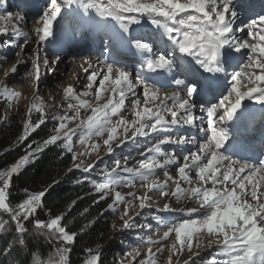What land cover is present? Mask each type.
Segmentation results:
<instances>
[{"label":"rangeland","instance_id":"1","mask_svg":"<svg viewBox=\"0 0 264 264\" xmlns=\"http://www.w3.org/2000/svg\"><path fill=\"white\" fill-rule=\"evenodd\" d=\"M138 1L104 0L96 8L85 0H0V121L15 115L25 136L54 121V139L64 140L71 155L66 171L95 169V188L112 214L106 240L136 239L118 264H264V228H258L264 222L263 159L236 166L215 142L227 137L226 110L246 99L251 107L264 102V7L249 13L242 0H152V16L127 14L126 2L140 15L147 11ZM255 1L256 7L264 3ZM219 29L225 40L235 31L237 37L216 48L231 63L223 57L224 86L206 100L214 106L203 115V106L193 105L202 91L176 68L186 70L180 52L188 47L178 36L205 31L213 38L203 43L211 45ZM136 31L152 34L141 38ZM124 43L131 60L136 52L156 67H170L157 85L141 74V64L113 52ZM129 84L138 86L133 95ZM177 91L183 96L174 99ZM152 95L158 99L149 107ZM220 160L226 169L248 171L236 180L238 189L210 175ZM6 186H0L1 209ZM39 197L20 205V213H33ZM62 220H50L48 228L70 242Z\"/></svg>","mask_w":264,"mask_h":264},{"label":"trees","instance_id":"2","mask_svg":"<svg viewBox=\"0 0 264 264\" xmlns=\"http://www.w3.org/2000/svg\"><path fill=\"white\" fill-rule=\"evenodd\" d=\"M2 107L0 99V112ZM55 135L54 121L43 122L26 136L15 115L0 121V186L7 184V207L0 208V264H118L127 243L136 239L106 240L112 214L95 188L96 171L67 172L71 155ZM37 194L38 206L25 217L20 205ZM59 215L72 235L70 242L48 228Z\"/></svg>","mask_w":264,"mask_h":264},{"label":"bare ground","instance_id":"3","mask_svg":"<svg viewBox=\"0 0 264 264\" xmlns=\"http://www.w3.org/2000/svg\"><path fill=\"white\" fill-rule=\"evenodd\" d=\"M85 1H87V2H89V3H92L93 5H95L96 6V8H98V7H100V5H102L103 4V2H104V0H85ZM150 2H148V0H139L138 1V4L141 6V7H143V8H147V11L146 12H144L143 14H139V13H136L135 11H134V7L133 6H131L129 3H125V7H126V13L127 14H129V15H131V16H143V17H146V16H149V15H151L152 16V14L155 12V9H154V7L152 8V0H149ZM243 2H245V4L246 5H248V6H250L249 8H248V10H249V13H252V12H254V11H256V10H258V8L259 9H261L262 7H264V3H260V5H257V7H256V5H255V3L257 2V1H255V0H242ZM148 2V3H147ZM157 2V1H156ZM186 2V1H185ZM155 4V3H154ZM207 5L209 4V3H206ZM164 8L167 6L166 4H161ZM258 6H261V7H258ZM222 7V6H221ZM167 8H169V7H167ZM169 13L171 14V15H174L175 14V10H170L169 11ZM215 14V13H214ZM155 15V14H154ZM170 15V16H171ZM229 15V14H228ZM214 16V15H213ZM238 15H232V17H230V19H234V18H236V19H238V17H237ZM103 19V18H102ZM190 22H191V25H192V23H193V21L192 20H190ZM129 23H130V25H132V21L130 20L129 21ZM168 24L170 25V26H173V23L171 22V21H168ZM150 26V25H149ZM149 26H144V28L145 29H149V28H146V27H149ZM186 26L187 25H180V28L182 29V31H187V28H186ZM133 28H134V26H132ZM136 30H144L143 29V27H136ZM92 31H94L93 29H92ZM194 31V30H193ZM205 31H201V32H199V31H194V33H198V35L197 36H188L187 34H185V35H182V37L183 38H181V35L180 36H178V39L179 40H182V42L183 43H185L186 44V46H188V47H186V49L183 47V49L181 50V52H180V55L182 56V52H184L185 54H186V56L187 57H189L190 58V60L191 61H193V64H191V65H189V66H196V64H194V62H197V63H199V64H201V65H203L202 63H208L210 60L211 61H213L214 62V64H217V65H221V59H222V57H227V58H229L228 57V53L225 55V56H222V55H220L219 57H218V50L220 49L219 47H221V44H225V46H227V44L226 43H228V44H231V43H233V39H235L236 40V37L237 36H235L236 35V31H235V33H233V35H229L228 36V39L227 40H225V38H224V36H222V30L221 29H219L216 33L215 32H213V35L215 34L216 35V38H217V40L215 39V41H216V43L215 44H211V45H209V43L208 44H206V43H203V42H207L209 39H212L213 37H210L209 38V36H208V34H206V33H208V32H205ZM104 32H102V31H98V36L100 37V35H102ZM184 33H188V32H184ZM152 34V32H150V31H146L145 33H141L140 31L137 33V31H136V36L137 37H148V36H150ZM94 35V34H93ZM93 35L91 34V36H92V38H93ZM212 35V36H213ZM95 36V35H94ZM220 36V38H218ZM135 37V36H134ZM101 38H103V37H101ZM131 37H129V39H130ZM177 39V40H178ZM98 40V39H97ZM111 41H109L110 42V44H116L117 42H119V41H116L115 39H110ZM214 42V41H213ZM215 45H217L216 47H214ZM96 47L97 46H95L94 48L96 49ZM179 48H182L181 46H179ZM216 48H217V51H216ZM110 49H112V47L110 46ZM113 52H115V54H117L118 56H123V61L125 62V60H126V62L127 63H131V62H135V61H137V62H139V56H135V54L133 55V58H134V60H131L130 58H128L129 56L127 55V54H129V51H128V48L126 47V43H124L123 45H121L120 46V48H118V49H115ZM220 53H222V52H220ZM229 55H231V54H229ZM234 58H233V60H235V59H237L236 57H239V53L238 54H236V56H233ZM76 60V59H75ZM75 60H73V61H75ZM143 60H146V61H148V63L150 62V60L149 59H143ZM186 60V59H185ZM188 61V60H187ZM229 62L231 63V61H230V58H229ZM192 63V62H191ZM177 69H180V70H182L183 72H187V70H185L183 67H180L179 65H177V67H176ZM222 68V67H221ZM111 69V68H110ZM117 69V68H116ZM170 69V67L168 66V67H164V68H159L158 69V71L157 72H159L160 73V75L162 76V74L163 73H165V72H167L168 70ZM171 69H174V68H171ZM256 69V68H255ZM197 70H199V69H197ZM220 70H222L223 71V69H220ZM234 72V71H233ZM143 73H144V71H143ZM142 74V73H141ZM189 77V76H188ZM190 78H193L192 76L190 77ZM155 83V82H154ZM153 83V84H154ZM152 84V83H151ZM155 85H157L156 83H155ZM207 86H209V85H207ZM210 87V86H209ZM138 88V86L136 87V86H133V85H131V84H129L128 86H127V91H129V93H132L131 95H133V93L136 91V89ZM207 88L206 87H204L203 88V90H206ZM125 92H126V90H125ZM177 93H178V91H177ZM130 95V96H131ZM127 96H128V94H127ZM161 96V95H160ZM181 96H183V94H179L178 93V95H174L173 96V98L174 99H176V98H180ZM154 97V98H153ZM151 98V97H150ZM152 98H153V103H150L149 102V100H151V99H147V101H148V106L149 107H152V104H154L155 102H157L156 100L158 99V96L157 95H152ZM171 98V97H170ZM214 97H211L210 95H204V96H202V95H198L196 98H193L194 100H193V105L194 104H196V103H198V104H201L203 107H202V110H201V112H202V114L204 115L205 114V111L208 109V108H210V106H214L212 103L211 104H206L207 103V99H213ZM161 99V98H160ZM134 100V99H133ZM167 101H169V98L168 99H166ZM165 100V101H166ZM247 100V99H246ZM246 100H244V101H240L239 103L240 104H242L240 107H238L237 109H229V110H233V111H240V109H246ZM133 102V101H132ZM262 102H263V100H262ZM238 103V104H239ZM258 103H260V101H257V104ZM157 104V103H156ZM187 104H189V103H187ZM197 104V105H198ZM192 105V106H193ZM190 106V105H189ZM244 106V107H243ZM262 106H264L263 104H262ZM249 107V106H248ZM187 108H188V106H187ZM236 108V107H235ZM254 108H256V107H254ZM193 109H194V107H193ZM168 110H170L169 108H168ZM172 110V109H171ZM165 112V111H164ZM220 112V111H219ZM226 112H228V110H226ZM166 113V112H165ZM168 113V112H167ZM236 115H238V113H236ZM166 116V115H165ZM263 117V115H260V114H256L255 115V117L256 118H258V120H260L261 119V117ZM165 119V118H164ZM161 120V119H160ZM163 122V121H162ZM227 122V121H226ZM225 122V126H227V128H229V125H228V123H226ZM160 123V122H159ZM201 123H202V121H201ZM206 123V122H205ZM144 124V123H143ZM181 124V123H180ZM256 124V123H255ZM146 126V125H145ZM145 126H143V127H145ZM159 126V125H158ZM225 126H224V128H225ZM147 128V127H146ZM158 129V128H157ZM155 130V129H154ZM156 131V130H155ZM152 134V133H151ZM249 134H252L251 132H249ZM250 136V135H249ZM180 139V138H179ZM178 139V141H184V139H180L179 140ZM210 144H211V148L212 147H214V146H216L215 145V143L214 142H210ZM255 144H257V146H259V141H257V142H255ZM193 146V145H192ZM174 147V146H173ZM218 150H219V153L221 152H225V151H222V150H220V148L219 147H216ZM188 149V148H187ZM191 149V148H190ZM220 153V154H221ZM225 154H228V153H226L225 152ZM223 155V154H222ZM202 158L203 159H205V158H207L204 154L202 155ZM226 158H228V159H232L234 162L236 161L237 162V165L236 166H238V165H240L242 162H240V161H237V160H235L234 158H232L231 156H229V155H227L226 156ZM202 159V160H203ZM173 162H175V161H173ZM176 163V162H175ZM178 163H179V161H178ZM228 163V162H227ZM166 164V163H165ZM181 164V163H180ZM225 163L224 162H222L221 160L220 161H217V163H215L214 165H213V167H215L214 168V170H210L209 171V173H210V175L211 176H218V178L220 179L219 181L221 182V184L222 183H224L225 181V183L227 184V185H229V187H231V186H234L235 187V189H238V186L236 185V180L238 181V180H242V178H244L246 175H247V170H243V169H241V171H239V170H237L236 168H234V169H231V167H230V169H226V167H225V165H224ZM228 165V164H227ZM232 165H234L233 163H232ZM219 167V168H218ZM224 174V176H219L220 174ZM216 180V179H215ZM214 181V180H213ZM217 182V181H216ZM219 182V183H220ZM214 183V182H213ZM212 185V184H211ZM216 186V185H215ZM219 186V185H218ZM221 186V185H220ZM224 186V185H223ZM249 187V186H248ZM262 187H264V183H262ZM217 188H220V187H217ZM222 188V187H221ZM223 188H225V187H223ZM222 188V189H223ZM215 190V189H214ZM218 190H220V189H218ZM225 190V189H224ZM224 190H222V192L224 191ZM239 190H240V188H239ZM174 195V194H173ZM216 195H217V193H216ZM221 196V195H220ZM249 202V201H248ZM248 206H252V202H249V205ZM259 209V212L262 214L263 212V210L261 209V208H258ZM260 214V215H261ZM259 217V216H258ZM262 221H264V220H262ZM258 228H259V230L260 229H262V228H264V222H262L261 224H259V226H258ZM263 230V229H262ZM263 232V231H262ZM239 235V234H238ZM235 240H237V239H235ZM239 240V239H238ZM257 254V253H256Z\"/></svg>","mask_w":264,"mask_h":264}]
</instances>
